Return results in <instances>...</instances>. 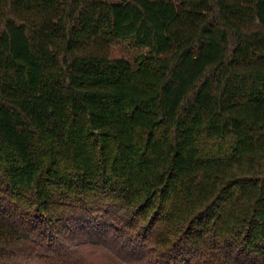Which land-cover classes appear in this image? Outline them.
Masks as SVG:
<instances>
[{"label": "trees", "instance_id": "obj_1", "mask_svg": "<svg viewBox=\"0 0 264 264\" xmlns=\"http://www.w3.org/2000/svg\"><path fill=\"white\" fill-rule=\"evenodd\" d=\"M0 264H264V0H0Z\"/></svg>", "mask_w": 264, "mask_h": 264}, {"label": "rangeland", "instance_id": "obj_2", "mask_svg": "<svg viewBox=\"0 0 264 264\" xmlns=\"http://www.w3.org/2000/svg\"><path fill=\"white\" fill-rule=\"evenodd\" d=\"M91 48L92 50L100 51L111 58H119V57L124 58L128 60L130 63H133L136 57L147 51L146 48L126 44L117 40L109 41V42L102 40L97 41L94 42V44H91ZM83 252L86 255H89V257H94V258L96 257L97 260L100 258V256H102L100 255L97 249L93 250L92 254L91 252H88V250Z\"/></svg>", "mask_w": 264, "mask_h": 264}]
</instances>
